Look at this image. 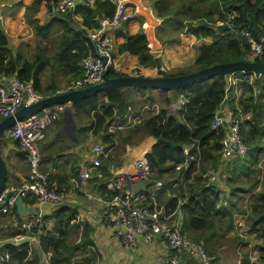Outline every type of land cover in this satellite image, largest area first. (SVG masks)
Listing matches in <instances>:
<instances>
[{"label": "trees", "instance_id": "1", "mask_svg": "<svg viewBox=\"0 0 264 264\" xmlns=\"http://www.w3.org/2000/svg\"><path fill=\"white\" fill-rule=\"evenodd\" d=\"M53 2V0H34L33 5L25 8V20L38 37L37 47L34 50L27 47L14 51L9 46L6 32L0 25V78L18 76L25 81L32 80L36 90L45 97L59 94L58 90L60 91L62 85L55 80V75L63 77L68 86L82 76L83 60L97 54L95 44L88 36L89 31L99 28L101 20L111 17L116 10V5L110 0H95L93 3H80L71 11L57 13ZM243 3L247 7V16L253 20L254 28L260 37L264 38V0L154 1L155 15L163 20L162 30L172 29L171 32H163V35L167 36L166 39L160 34L159 38L163 44L176 41L183 32H189L198 39L204 40L198 47L199 55L192 66L193 69L165 71L161 59L157 58L148 46L145 22L143 28L136 34L123 32L127 30L124 24L128 22L116 28L121 30L125 40L115 42L116 53L114 52L112 57L122 54L136 56L139 59V65L145 68H158L157 76L163 73L172 76L182 75L195 72L205 66L233 61H251V45L248 38L245 35L233 33V30L249 31L244 9L240 6ZM56 15L59 17H54ZM163 24L167 26L163 27ZM252 35L254 36L253 33ZM49 38L52 39L46 43L44 40ZM208 38H211V41L205 40ZM54 44H57V47L52 51L49 46ZM255 61L264 62V58ZM47 70L52 72V77L45 86L43 78ZM244 74L245 72L238 71L234 73V76L243 77ZM120 75L127 74L114 68V65L109 67V77ZM240 86L242 94L238 102L235 98L233 99L234 103H231L230 107L244 116L241 135L249 147V153L244 157L231 159V164L227 166L228 176L226 178L221 176L220 180L224 181L228 193L217 185L207 186L203 179V174L209 169L217 170L222 165L221 150L225 129H213V122L217 111L226 102L227 81L225 79L214 76L201 83L174 91L151 88H112L103 92L108 97V101L95 95L84 100H77L73 105L88 115L96 110L98 132L103 128L106 129L105 133L100 135L108 145L107 150L116 147L115 152L108 158H102L100 169L107 178L110 177V164L120 159L113 157L120 149L119 145L117 148L116 142L126 146L153 136L157 140L165 139L176 145L173 147L167 144H155L151 152L146 155L151 170L148 186L151 187L158 182L167 183L165 188L169 189L170 196H167L165 191H158L154 195L157 204L171 210L177 209L181 215L184 235L194 243L203 245L211 257L215 255L210 251L209 246L215 240L225 238L231 229L233 230L236 214L245 215L250 226L264 237V189L256 192L259 186L257 184L260 182L258 177L262 172V169L256 166L264 156V75L255 77L252 82L244 81ZM129 89L139 93V97L132 104L133 109L134 107L137 109L136 113H139L144 104L157 102L154 96L156 91L162 95L161 109L158 114L145 115L139 123L126 130L118 129L115 133H110L107 130L109 126L120 125L128 117L126 114L129 112L128 108L132 101V98H127ZM180 95H184L186 103L184 109L178 113L180 116H177L171 112L170 106ZM143 99L144 101L140 103L139 101ZM106 119L109 121L103 125ZM16 142L20 145L18 140ZM186 147L192 148L193 156L191 157L193 158L185 154ZM195 157L201 160L199 167ZM185 163L188 165L187 168L177 169ZM77 174L78 172L73 176ZM59 179H62L63 184L68 183L67 177L59 176H50V183L51 186L56 183V187L61 191L62 187L59 181L57 182ZM110 179L99 182L100 190L108 194L107 198L115 195L107 189V182ZM243 184H248V188L245 189ZM262 184L264 185V182ZM247 195L250 196L247 197ZM24 201L29 204L35 202L31 197H25ZM145 201L147 202H144L146 204L144 206H152L154 203L151 196ZM63 212L57 214L55 227L36 231L39 244L5 243L9 239L26 233L20 229H11L2 239L3 246L0 247V256L9 255V259L2 261L0 258V264H43V253L40 249L45 254L51 253L52 264H71L73 257L78 255L82 257L85 253H81L75 241L70 238L77 228L74 230L72 225L68 227L65 222L73 211ZM13 214L21 221L17 210ZM6 215L11 214H0V216ZM90 231L85 228L83 244L91 242ZM82 261L91 264V259L83 258Z\"/></svg>", "mask_w": 264, "mask_h": 264}, {"label": "built area", "instance_id": "2", "mask_svg": "<svg viewBox=\"0 0 264 264\" xmlns=\"http://www.w3.org/2000/svg\"><path fill=\"white\" fill-rule=\"evenodd\" d=\"M53 1L55 11L64 13L73 10L80 3H93L95 0ZM110 1L116 5L115 13L111 17L103 18L100 27L90 30L88 33L90 40L97 46L98 53L90 55L83 60L81 63L82 76L72 81L65 91L82 89L103 82L108 68L114 63V58L112 57L115 52L113 29L119 28L124 22L137 19L140 11L133 7L134 0ZM233 33L245 35L248 38L251 45V61L264 58V44L259 43L250 31L233 30ZM148 37L151 41V37L149 35ZM102 56L108 58L107 62L102 59ZM244 75L243 77L234 76L229 81L225 79L227 81L226 102L217 111L213 122V129H225L221 150L222 164L236 157H244L249 153V147L241 135L243 114L236 113L231 107L227 110L223 109L233 94L235 101L238 102L242 94V87L240 86L242 82L247 80L252 82L257 77L250 72H245ZM44 98L46 97L36 90L32 80L25 81L18 76L1 77L0 123L5 118L14 115L23 106L31 105ZM185 103L186 98L184 95H180L171 104V112L173 114L180 113L184 109ZM158 104H146L141 109L140 114L134 115L132 113L122 124L112 125L110 132L115 133L118 129L126 130L132 127L142 120L145 116L143 114L146 112L156 109V111L152 112L158 114L161 109L160 104ZM61 112L62 106L60 104L44 107L42 111L28 118L17 120L4 134L5 138L18 140L24 151V157L28 162L30 174L19 188H7L0 194V205H2L0 214H13L17 210V195L15 192L23 198H34L37 213L30 215L27 219L20 222V226H18L20 230L26 231L19 238L27 237L32 244H39L36 231L50 229L52 225V219L45 213L44 206L48 204L62 205L69 198L68 192L60 191L57 187L51 186L50 175L43 169V160L39 149L40 142L46 139V129L58 123ZM92 153L93 156L89 162V167L83 170L78 177L72 179V183L78 187L85 185L93 177L92 170H97L98 172L102 166V158H108L112 153V149L107 150L102 145H98L93 148ZM186 155L187 157L189 156L187 153ZM125 166L126 169L122 171L120 178H111L107 183L108 191L115 193L114 196L107 198L102 195H90L92 199L99 201L106 207L104 225L121 240L123 246L126 249H137L141 244L152 243L156 237H160L163 243L172 251L170 256L160 264H180V255L184 253L197 260L199 264H220V258L211 257L203 245L194 243L184 235L181 227V215L177 209L171 210L166 208V206L157 204L158 202L154 195L158 191L166 189L164 182H158L148 189L154 201L152 206H144L140 204L141 202L138 204V196L125 189L126 185L145 182L151 177L147 158L144 157L143 159L132 161V167H128L129 165ZM182 167L187 168V163L178 166L177 169L179 170ZM220 176L221 172L219 169H211L203 174V179L207 186H214L220 181ZM144 192L141 191V193ZM9 193L12 194L7 200ZM42 253L44 264H52L51 253L45 254L43 251ZM7 258L9 259V255L2 259L6 261Z\"/></svg>", "mask_w": 264, "mask_h": 264}, {"label": "crops", "instance_id": "3", "mask_svg": "<svg viewBox=\"0 0 264 264\" xmlns=\"http://www.w3.org/2000/svg\"><path fill=\"white\" fill-rule=\"evenodd\" d=\"M134 1L135 3H133V7L140 12L136 20L129 22L127 21L128 23L125 24L123 23L127 26V30H124L123 32L128 31L131 34H136L143 28V23L145 22V33L147 36L149 35L151 37V41L148 37L149 48L151 49V52L157 56V58L161 59L162 66L166 67L167 69L184 67L191 64V66H193L196 59L195 58L192 62L194 53L204 40L198 39L195 35L190 33H187L189 34L188 36H185L181 33L180 40L176 42L175 45L170 47L168 43L163 44L157 35L160 33L163 36L162 32H171L172 29L162 30L161 26L163 20L156 17L153 9L155 0ZM145 1L148 3V6L144 4ZM33 4L34 0H0V20H2V17L15 19L19 18L21 20V28H19L16 32H14L16 30L15 28L11 30L7 29L9 33L5 30L9 40V46L11 44V37L14 36V33L17 37L16 41H14L13 45H11L14 51L15 49L17 50L19 47H21V45H26V47L31 50H34L37 47L38 37L36 36L34 29L26 22L24 14L25 8ZM54 17L59 16L56 15ZM163 27H166V25L163 24ZM113 34L115 35L116 43L117 41L122 42L125 40V37L123 36V33L120 29L114 30ZM205 40L210 41V39ZM56 47L57 44L49 46L52 51H54ZM113 65L114 68L127 75L157 76L159 72L158 68H145L139 65V59L136 56L130 54L117 55L116 57L114 56ZM136 94H139L138 91H134V97H132V101L130 102L131 105L128 108L129 112L126 114V116H129L132 113L134 115H138L141 111L140 110L139 113H136L137 109L135 107L133 109L132 104L138 98L136 97ZM97 95L100 99L108 101V97L105 96V93L101 92ZM160 95L161 93L159 91L154 93L156 98ZM232 99H234V95H232L227 101L223 109H230V100ZM74 102L75 101L71 102L70 105L73 109L74 120L79 126L76 130V135L74 136L72 131L62 130L64 126L63 114L66 106L64 104H60L62 106V121L61 123L59 121L57 124H55L58 129L55 137H53V143L55 144L49 147L45 143L46 140H43L39 144V149L43 160V169L48 172L50 176L67 177L68 183L63 184L62 179L57 180V182L59 181L60 187H62L61 191L69 193V198L62 205L48 204L45 205L43 209L45 213L48 214L52 219L51 228L55 227L57 214H61L62 211H64L63 213H67V210L73 211L71 216L65 220L66 226L71 227L72 225L73 229L77 228L76 231H73V236L71 235L70 238L75 241L77 247L80 249L79 251L85 254L82 257L81 255L73 257L70 263L86 264L85 261H82L83 258L91 259V264L162 263L164 259L170 256L172 251L166 244L163 243L160 237H156V239H159V241H155V239V242L153 241L152 243H143L137 249H126L121 243V240L104 225L106 207L99 201L90 197V195H102L107 197L108 194H104L100 190L99 182H105L109 178H120L122 171L126 169L125 165H127L129 161H135L139 160V158L143 159L146 157V155L151 152L153 146L157 144V139L153 136L146 137V141L135 148H130V145H127L126 147H128V152L125 153V156H123L124 153L121 155H117V153H115L113 156L120 159L110 164L109 178L105 177V174L101 171V169L98 170V172H100V177L98 176L97 170H92L91 173L93 177L90 178L85 185L78 187L72 183V179L78 177L83 170L89 167V162L93 156L92 150L95 146L102 145L105 148V142L103 136H101L100 133L104 134L106 129L103 128L100 132H98L96 125L97 120L95 117L96 110L88 115L85 111L79 110L73 106L75 104ZM233 103L234 101L232 104ZM141 108H143V106ZM103 119H105V117ZM106 120H104L103 125H106V123L109 121V119L107 121ZM111 126L107 128L109 132ZM68 133L72 134L73 136L70 137ZM61 138H64V140ZM6 140H8V138H6ZM62 141L66 142L59 144ZM115 148L116 147L114 146L112 149V154L115 152ZM1 151L7 167L9 165L11 168L9 169L8 167L9 173L7 188H19L28 179L30 174L28 162L24 157V151L21 145H18L17 142L16 145L8 142L3 143ZM228 163L229 162L222 164L219 169L220 172L222 170L225 173V178L228 176V167L226 165ZM262 165L263 161H260L258 167H262ZM76 172H78L77 176H73ZM53 186L56 187V183H54ZM149 188L148 181L136 182L132 185L125 186L126 190H129L138 196L139 200L137 203L139 204L141 202L140 204L143 205H146L144 202H147L145 200L150 197L148 190ZM141 191L145 192L141 193ZM162 191H165L167 196H170L169 189L166 188ZM24 204L27 207L35 208L37 211V206L35 204H29L25 201ZM240 215L239 221L244 219L243 222H246V216L243 214ZM29 216L30 214H28L24 219L20 217L21 221H19L18 218L14 216V214L0 216V245L3 244H1L2 239L7 236L11 229H19L18 226H20V222L24 221ZM85 228H88L89 231L91 230L89 235L91 242L83 244L85 242ZM237 234L239 235L237 225H234L233 230L231 229L230 233L225 238H221L218 241L215 240L209 246L210 251L214 253L213 255H215L216 258H220V264H263L264 262H262V258L252 255H242L241 246H249L251 248L258 243H253L250 240H241L242 244H239L241 237H239ZM255 234L257 233H254L253 235L256 236ZM19 236H17L18 239H21ZM17 237H15V239H17ZM28 242L31 241L29 240ZM5 243H7V241ZM0 258L2 261H5L2 259L3 257L0 256ZM180 264H199V262L184 253L180 255Z\"/></svg>", "mask_w": 264, "mask_h": 264}, {"label": "water", "instance_id": "4", "mask_svg": "<svg viewBox=\"0 0 264 264\" xmlns=\"http://www.w3.org/2000/svg\"><path fill=\"white\" fill-rule=\"evenodd\" d=\"M240 6L244 9L245 18L249 24V31L252 32L255 36V39L264 44V39L260 37L257 30L253 26V20L247 16V7L243 3ZM96 51H97V46ZM98 53V52H96ZM102 59L107 62L108 58L102 56ZM238 71L241 72H252L257 77L264 75V62H256V61H233L229 63H222L213 66H205L200 70L195 72H191L188 74L182 75H169L168 73H163L159 76H136V75H120L117 77H109L108 72L109 68L105 74V79L103 82L89 86L82 89H73L65 92H60L54 96L46 97L36 103H33L28 106H23L19 111H17L14 115H11L8 118H5L0 123V194L7 189V181H8V167L5 162V159L2 156L1 152V143L3 142L4 134L7 129L12 127L17 120H22L30 117L31 115L42 111L44 107L51 106L54 104H64L66 106L63 114V122L64 126L62 128L63 131H72L73 135H76V130L79 127L75 122L73 117V109L70 105L71 102L76 100H83L88 97H92L101 93V91H107L112 88H151V89H161L174 91L181 88H186L198 83H201L207 79H210L214 76H219L222 79L226 78V75L229 73H236ZM70 137L73 135L68 133ZM157 144H167L173 147H176L175 144L170 143L165 139H158L156 141ZM12 193L7 195V200L11 196ZM17 195L16 208L18 215L24 219L28 214L35 215L36 209L27 207L24 204V198L15 192ZM2 205H0V209ZM29 238H21V239H10L7 243L10 244H23L28 242ZM0 245V247H2Z\"/></svg>", "mask_w": 264, "mask_h": 264}, {"label": "rangeland", "instance_id": "5", "mask_svg": "<svg viewBox=\"0 0 264 264\" xmlns=\"http://www.w3.org/2000/svg\"><path fill=\"white\" fill-rule=\"evenodd\" d=\"M144 4L146 5V6H148V3L145 1L144 2ZM4 19V20H3ZM218 23H223V22H218ZM0 25L4 28V30H6L7 32H8V30L7 29H9V30H11V29H13V28H15L16 30L14 31V32H16L19 28H21V20L19 19V18H17V19H15V18H7V17H2V20H0ZM166 26H167V24H165ZM162 27V26H161ZM174 33H175V31H173ZM9 33V32H8ZM163 33V32H162ZM187 33H189V32H183L182 34H184L185 36H188L189 34H187ZM191 34V33H190ZM10 35H12V34H10ZM158 36V35H157ZM181 36V35H180ZM159 37H161V35H160V33H159ZM164 39H166L167 38V36L166 35H163L162 36ZM16 35H15V33H14V36L13 37H11V44H10V47L12 48V46L11 45H13V42L14 41H16ZM52 38H49V39H45L44 41L47 43V42H49L50 40H51ZM208 39H210V41H211V38H208ZM180 40V38L179 39H177L176 41H174V42H169L168 44H169V46L171 47L172 45H175L176 44V42H178ZM209 42V41H208ZM20 48H27L26 47V45H21V47H19L18 49H20ZM17 49V50H18ZM16 49H15V51H17ZM115 53H116V51H115ZM198 55H199V49H197L196 50V52L194 53V56H193V59H192V62L194 61V59L196 58L197 59V57H198ZM157 57V56H156ZM196 59H195V61H196ZM192 65V64H191ZM191 65H188V66H184V67H175V68H171V69H167L166 67H164L163 66V69H165L167 72H171V71H175L176 69H187V67L188 68H192V66ZM189 66H191V67H189ZM194 68V67H193ZM192 68V69H193ZM51 77H52V72H50L49 70H47V74H46V76L43 78V81H44V85L46 86L49 82H50V80H51ZM234 77V75H233V73H229V74H227L226 75V78L225 79H227L228 81H229V79L230 78H233ZM55 80L60 84V85H62L61 86V90L60 91H58V92H64L65 90H67L68 88H67V81L65 80V79H63V77H61L60 75H55ZM71 84V83H70ZM70 86V85H69ZM68 86V87H69ZM65 88H67V89H65ZM134 91L135 90H133V89H129V91H128V95H127V98H132V97H134ZM139 94H136V97H139L138 96ZM232 95V94H231ZM234 95V94H233ZM161 96L162 95H160V96H157V102H154V103H157L158 104V102H159V104H160V107L162 106V103H160V99H161ZM144 101V99L143 100H140L139 102L141 103V102H143ZM233 102V99L232 100H230V103H232ZM158 104V105H159ZM146 104H144L143 106H145ZM152 111H156V109H154V110H152ZM152 111H149V112H146V113H144L143 115H150L151 113H153ZM149 113V114H148ZM61 114H62V112L60 113V118H59V121H60V123H61V121H62V116H61ZM177 114V116H180V115H178V113H176ZM58 121V122H59ZM57 131H58V129H57V127L55 126V125H52V126H50V127H48L47 129H46V137H47V139H45L46 141H45V143H46V145L47 146H52V145H54L55 143H53L54 142V138L53 137H55V135H56V133H57ZM62 140H64V138H61ZM146 140L144 139V140H140V141H136L135 143H133V144H130V148H135V147H138V146H140L142 143H144ZM5 142H8V143H11V144H13V145H16V140L15 139H8V140H6V138L4 137L3 138V142L1 143V147H2V144L3 143H5ZM63 142H66V141H62V142H60L59 144H62ZM116 145H117V148H118V145H119V147H120V149H119V151H118V154L117 155H121L122 153H124V155L123 156H125V153H127L128 152V147H126L125 145H123L122 143H120V142H116ZM264 145V144H263ZM105 148L107 149L108 148V145H107V143H105ZM92 149V148H91ZM191 149L192 148H190V147H186L185 149H184V151H186V153L189 155L188 157H191V156H193L192 154H191ZM2 152V151H1ZM185 153V154H186ZM195 159L197 160V163H198V166L197 167H199V165H200V163H201V160H200V158H196L195 157ZM261 161H263V165H262V167H258V166H256L257 168H261L262 169V172L259 174L260 176L258 177V179H260L259 181L260 182H264V156L262 157V159H261ZM231 161H229V163L228 164H226L227 166L229 165V164H231L230 163ZM131 163H132V161H129L128 162V164L127 165H129L128 167H132L131 166ZM226 162H223V164H225ZM8 167H9V169H11L10 168V166L8 165ZM231 167V166H230ZM209 170H211V169H209ZM221 176H222V178L223 177H225V173L221 170ZM221 179V178H220ZM258 183L257 184V186H258V189H256V192H260L261 190H263L264 189V185L262 184V183ZM221 184V185H220ZM215 185H217L219 188H221V189H224L225 191H227V193H228V189H227V186L225 185L224 186V181L223 180H220V181H218ZM243 187L245 188V189H247L248 188V184H243ZM226 188V189H225ZM226 195H228V194H226ZM250 195H247V197H249ZM248 206L246 205V208H247ZM240 214H236L235 215V222H234V225H237V229H238V233H239V237H241V239L239 240V244H242V242H241V240H250V241H252L253 243H258L257 245H255V246H253V247H249V246H241V252H242V255H245V256H250V255H252V256H255V257H259V258H264V237L263 236H260V234L259 235H257L258 234V232L255 230V229H253V227H251L250 226V224L246 221V222H243V220L244 219H241L240 221H239V218H240ZM254 233H257V234H255L256 236H254L253 234ZM159 241V239H156L155 241ZM8 241V240H7ZM154 241V242H155ZM235 241H236V239H235ZM41 250V252H42V249H40ZM207 250V249H206ZM208 252V251H207ZM264 264V263H263Z\"/></svg>", "mask_w": 264, "mask_h": 264}, {"label": "bare ground", "instance_id": "6", "mask_svg": "<svg viewBox=\"0 0 264 264\" xmlns=\"http://www.w3.org/2000/svg\"><path fill=\"white\" fill-rule=\"evenodd\" d=\"M112 58V57H111ZM108 91V90H107ZM101 92H105V91H101ZM144 153V152H143ZM140 159V158H139Z\"/></svg>", "mask_w": 264, "mask_h": 264}]
</instances>
